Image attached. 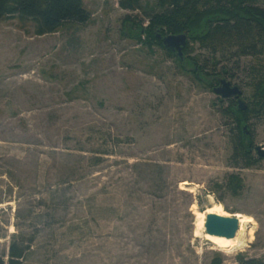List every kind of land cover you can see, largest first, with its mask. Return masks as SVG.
<instances>
[{
    "label": "rangeland",
    "instance_id": "obj_1",
    "mask_svg": "<svg viewBox=\"0 0 264 264\" xmlns=\"http://www.w3.org/2000/svg\"><path fill=\"white\" fill-rule=\"evenodd\" d=\"M83 3L91 17L79 30L38 36L33 25L0 22V257L15 235L30 244L22 264L264 261V116L246 123L248 166L233 153L227 99L193 67L125 35V17L147 26L140 10ZM247 4L264 9V0ZM187 41L185 58L252 100L264 51ZM209 209L237 218L235 238L204 232Z\"/></svg>",
    "mask_w": 264,
    "mask_h": 264
},
{
    "label": "trees",
    "instance_id": "obj_2",
    "mask_svg": "<svg viewBox=\"0 0 264 264\" xmlns=\"http://www.w3.org/2000/svg\"><path fill=\"white\" fill-rule=\"evenodd\" d=\"M247 1L249 0H156L153 5L146 3L140 6L139 0H119L122 9L140 10L147 20V26L143 27L142 21L136 23L125 17L122 30L127 37L144 43L149 50L157 46L174 57L182 71L186 72V65L193 67L191 73L195 80L203 82L211 90L217 85L218 79L212 74L214 69H208L205 61L202 65H197L196 58H189L190 61L185 58L191 51L189 42H186L183 59L180 60L176 53L162 46L160 39L156 37L157 33L161 37L185 33L187 40L213 50L233 43L239 55L264 51V9L251 7ZM90 17L91 13L83 0H0L1 23L16 20L23 28L33 25L38 36L56 33L63 28L82 29L89 23ZM250 72L254 75L252 69ZM253 77L252 100L247 103L246 110L237 109L234 99H227L229 105L223 109L236 131L232 139L234 156L245 160L248 166L251 165L252 141L246 123L250 117L264 116V81ZM227 187L237 193L241 187L239 177L230 176ZM29 248V243L12 235L6 260L0 257V264H22ZM212 264H220V259H214ZM238 264H264V261L248 259Z\"/></svg>",
    "mask_w": 264,
    "mask_h": 264
},
{
    "label": "water",
    "instance_id": "obj_3",
    "mask_svg": "<svg viewBox=\"0 0 264 264\" xmlns=\"http://www.w3.org/2000/svg\"><path fill=\"white\" fill-rule=\"evenodd\" d=\"M160 39L162 46L171 52H175L177 57L183 59V49L186 45L187 36L185 33L168 34L163 37L159 33L156 36ZM212 92L222 99L236 98L237 108L244 111L247 104L240 98L242 95L238 86L232 85L230 81L220 79L218 85L212 88ZM257 154L263 157L264 153L257 147ZM238 231V220L235 217H224L217 214H207L205 216L204 232L211 236L232 239Z\"/></svg>",
    "mask_w": 264,
    "mask_h": 264
},
{
    "label": "bare ground",
    "instance_id": "obj_4",
    "mask_svg": "<svg viewBox=\"0 0 264 264\" xmlns=\"http://www.w3.org/2000/svg\"><path fill=\"white\" fill-rule=\"evenodd\" d=\"M181 186H186V183H182ZM181 187V188H182ZM207 214H217L219 216H224V217H233L232 215H229V214H223L221 213L220 210H214V209H209V210H206L205 212L202 213V217H203V220L205 221V216ZM204 223V222H203ZM203 227H204V224H203ZM238 229H239V222H238ZM237 234V233H236ZM223 238V237H222ZM235 238V237H234ZM233 239V238H232Z\"/></svg>",
    "mask_w": 264,
    "mask_h": 264
},
{
    "label": "flooded vegetation",
    "instance_id": "obj_5",
    "mask_svg": "<svg viewBox=\"0 0 264 264\" xmlns=\"http://www.w3.org/2000/svg\"><path fill=\"white\" fill-rule=\"evenodd\" d=\"M175 53V52H174Z\"/></svg>",
    "mask_w": 264,
    "mask_h": 264
}]
</instances>
